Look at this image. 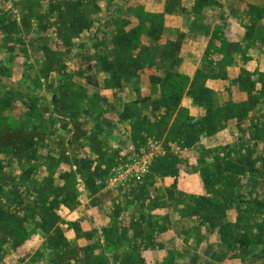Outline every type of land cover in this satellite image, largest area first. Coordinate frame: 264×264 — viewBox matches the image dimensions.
I'll return each mask as SVG.
<instances>
[{
    "label": "rangeland",
    "instance_id": "374dc122",
    "mask_svg": "<svg viewBox=\"0 0 264 264\" xmlns=\"http://www.w3.org/2000/svg\"><path fill=\"white\" fill-rule=\"evenodd\" d=\"M0 264H264V0H0Z\"/></svg>",
    "mask_w": 264,
    "mask_h": 264
},
{
    "label": "trees",
    "instance_id": "16d2710c",
    "mask_svg": "<svg viewBox=\"0 0 264 264\" xmlns=\"http://www.w3.org/2000/svg\"><path fill=\"white\" fill-rule=\"evenodd\" d=\"M3 219V216H2V218H1V220Z\"/></svg>",
    "mask_w": 264,
    "mask_h": 264
}]
</instances>
